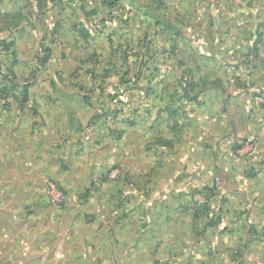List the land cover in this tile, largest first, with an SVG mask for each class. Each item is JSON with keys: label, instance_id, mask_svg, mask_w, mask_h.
Segmentation results:
<instances>
[{"label": "crops", "instance_id": "crops-1", "mask_svg": "<svg viewBox=\"0 0 264 264\" xmlns=\"http://www.w3.org/2000/svg\"><path fill=\"white\" fill-rule=\"evenodd\" d=\"M85 2L0 0V68L12 71L0 83L15 104L0 111V264H36L44 254L49 264H264V0L229 3L210 16L158 18L156 32L169 45L161 46L193 60L178 98L183 114L164 108L166 119L154 117L148 148L162 154L155 164L142 160L138 174L132 151L131 184L119 185L108 208H93L102 228L86 223L78 206L38 204L44 193L38 184L69 157L79 115L73 98L84 103L79 88V95L67 93L69 63L92 81L80 46L94 31L108 34L96 29L104 24L92 25L102 21L99 8L87 10ZM109 4L113 13L121 8ZM70 40L80 45L75 51ZM207 40L209 77H195L191 72L204 67L193 56L200 58L198 41ZM4 42H12L9 51ZM203 204L211 216L195 217Z\"/></svg>", "mask_w": 264, "mask_h": 264}, {"label": "rangeland", "instance_id": "rangeland-1", "mask_svg": "<svg viewBox=\"0 0 264 264\" xmlns=\"http://www.w3.org/2000/svg\"><path fill=\"white\" fill-rule=\"evenodd\" d=\"M86 1H88L85 2L87 10L93 11L95 6L100 12L96 17L102 16V21L94 18L93 22L97 20V23L92 25L104 24V27H95L97 30L103 29L108 34L101 37L93 30V37L85 40V47L78 43L76 45V40H70L71 49L75 51V47L80 46L86 51L87 62H91L87 66L89 73L87 70L86 74L89 76L91 73L92 81L83 80L81 73L74 70L76 64L69 63L70 86L67 93L69 96L79 95V88L81 92L79 96L83 95L84 103L73 96L75 102L71 108L79 113V117L72 119L74 127L67 142L68 149L65 150V154L69 153V157L68 159L63 157L52 167L51 175L38 184L41 193L44 192L40 194L38 204L53 206L47 201V186L52 183L66 196L63 203L53 207L78 206L85 213L86 223L93 224L92 228L99 230L104 221L100 220L102 216L93 212V208L99 204L101 206V203L108 208L119 185L131 184L127 179L132 172V162L126 159L131 156L132 151L134 166L136 163L139 165L133 168V172L138 174L141 173L142 160L155 164L158 162L157 155L162 154L155 147L148 148L150 131L154 128H152L154 117L163 116L166 119L169 111L172 110L178 111L177 115L180 117L183 114L181 109L183 104L178 98H180L179 93H182L181 88L192 77L187 72L191 65L186 63L193 60L185 57V54L177 56L163 48L169 45L166 44L167 40L156 32L158 18L169 20L173 16L179 17L181 14L187 16L191 13L210 16L209 13L215 14L216 10L222 13L221 7L229 3L243 5L245 0ZM109 2L120 5V9L115 8L117 14L110 10ZM73 9L65 12L70 15ZM79 18L82 19V16L79 15ZM106 18L109 19L105 21ZM144 19L148 22L141 25ZM66 21L64 19L65 25H68ZM206 25H209V22L206 21ZM111 31L115 32L113 37ZM39 41L49 42L48 39L42 38ZM198 42L204 52L198 55L199 59L193 57L204 68L191 74L194 73L197 77L201 75L200 73H206L209 77V70H205V66L209 64V41ZM111 47L118 53L110 54ZM93 53L98 55L97 59L93 57L96 56ZM3 62V58H0V64L4 66ZM179 63L184 64L180 66ZM2 69L0 68V79L5 73V68ZM3 87L0 83V111L12 109L11 105H15L5 100L7 93L2 94ZM202 87L198 84V87H194L190 93L194 94ZM20 95L21 92L18 93L19 98ZM164 108L169 110L168 113H159L164 111ZM180 117L178 119H181ZM144 133L145 138L142 139ZM160 151L163 152L162 149ZM31 204L30 201L21 203L26 207H30ZM59 216L61 214L55 215V217ZM98 219L102 222L100 226L97 224ZM94 237H98L97 234H94ZM36 264H49L47 255H41Z\"/></svg>", "mask_w": 264, "mask_h": 264}, {"label": "trees", "instance_id": "trees-1", "mask_svg": "<svg viewBox=\"0 0 264 264\" xmlns=\"http://www.w3.org/2000/svg\"><path fill=\"white\" fill-rule=\"evenodd\" d=\"M12 44V42H4L3 44H2V47L5 49V50H7V51H9L10 49V45ZM46 54V53H45ZM12 77V71H11V69H10V66L9 67H7L6 69H5V73H3V79H6V80H9L10 78ZM26 89V87L25 86H23V93L25 92L24 90ZM3 91H4V89H2ZM5 93V91L2 93V94H4ZM24 97H25V95H24ZM201 215H206V216H208V218H209V216H211V214H209V207H208V204H203V205H200V206H195V213H194V216L195 217H199V216H201ZM212 219V218H211ZM218 221V219H216L215 221H213V220H210L209 222H208V224L210 223V224H215L216 222Z\"/></svg>", "mask_w": 264, "mask_h": 264}, {"label": "built area", "instance_id": "built-area-1", "mask_svg": "<svg viewBox=\"0 0 264 264\" xmlns=\"http://www.w3.org/2000/svg\"><path fill=\"white\" fill-rule=\"evenodd\" d=\"M203 194L202 193H198L197 194V198H199L200 201H204L203 199ZM65 193L63 191H61L58 187H56L54 184L49 183L47 186V198H48V202L51 205H56L59 203H63L65 200Z\"/></svg>", "mask_w": 264, "mask_h": 264}]
</instances>
